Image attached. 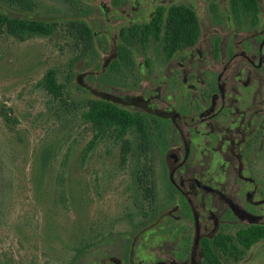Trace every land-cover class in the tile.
Instances as JSON below:
<instances>
[{
    "label": "rangeland",
    "instance_id": "obj_1",
    "mask_svg": "<svg viewBox=\"0 0 264 264\" xmlns=\"http://www.w3.org/2000/svg\"><path fill=\"white\" fill-rule=\"evenodd\" d=\"M31 1L34 6L26 8L0 0V10L13 17L61 25L48 38L24 42L9 36L0 38V110L11 109V114L18 119L13 129H9L0 116V158L3 162L0 264H114L111 258L124 260L125 243H129L127 259L132 253L134 264L140 261L152 264L176 257L182 250L180 245L160 236L170 231L166 225L169 221L164 219L158 224L157 218L149 220L142 216L138 207L142 195L135 176L144 162L139 150L134 148L124 163L122 142L107 137L84 159L93 131L83 123L81 110L61 111L50 103L39 82L48 69L56 68L61 82H65L70 73L69 95L76 102L105 99L101 93L120 98H150L170 69L167 78L177 90L164 89L163 97L173 96L171 102L179 106L183 95L186 96L184 69L190 81V48L178 53L170 62L165 60L158 42H150L145 51L141 46L135 47L136 77H121L112 72L103 78L107 82H102L101 76L109 63L105 67L103 64L115 53L121 29L148 23L159 6L186 5L195 10L199 19L198 49L206 54L214 71L219 72L223 68L220 54L207 53L210 50L208 40L211 36L219 42L225 37L226 44L232 46L238 39L227 22L232 19L229 0H127L120 8H114L110 0ZM259 4V17L264 19V0H259ZM213 6L220 20L215 17ZM75 19L85 20L97 37L95 47L99 55L94 61L87 57L75 59L77 49L64 30V24ZM232 21L234 28L236 25L242 33V27L234 19ZM100 41L107 51L100 48ZM181 62L186 63L184 68ZM208 70L206 75L211 76L210 79L217 75ZM122 108L130 112L141 110L140 106ZM129 139L136 147V134H130ZM149 157L152 169L156 170L153 178L157 181L156 201L160 205L165 188L158 167L160 155ZM233 178L234 172H231L224 185L228 192L234 185ZM143 221L147 224L134 231L136 224ZM140 230L143 233L132 244ZM236 232L232 228L227 233L234 235ZM85 245L91 248L79 256V250ZM225 264H264V240L253 245L240 260L228 257Z\"/></svg>",
    "mask_w": 264,
    "mask_h": 264
},
{
    "label": "flooded vegetation",
    "instance_id": "obj_2",
    "mask_svg": "<svg viewBox=\"0 0 264 264\" xmlns=\"http://www.w3.org/2000/svg\"><path fill=\"white\" fill-rule=\"evenodd\" d=\"M227 22L238 38L232 46L226 44L225 37L219 42L211 36L208 40L207 53L220 54L223 68L219 72L198 49L199 42L188 47L190 81L184 69L186 96L179 106L171 102L173 96L163 97V90L172 88L167 78L170 69L150 98L101 93L120 107L140 106L139 112L155 118L162 135L154 147L162 151L158 167L165 184L157 222L169 221L166 225L170 231L160 236L173 239L182 250L176 257L152 264H202L204 239L212 240L232 228L239 231L264 224V19L242 33L236 25L234 28L232 19ZM188 48L176 51L169 61ZM115 50L104 67L116 57L117 47ZM180 65L184 68L186 63ZM208 69L217 75L210 79ZM174 89L177 86L171 91ZM150 172V180L156 184V170ZM231 172L234 185L228 192L224 185ZM142 233L135 234L132 244ZM123 258L111 261L134 264L132 253L127 260Z\"/></svg>",
    "mask_w": 264,
    "mask_h": 264
},
{
    "label": "trees",
    "instance_id": "obj_3",
    "mask_svg": "<svg viewBox=\"0 0 264 264\" xmlns=\"http://www.w3.org/2000/svg\"><path fill=\"white\" fill-rule=\"evenodd\" d=\"M8 1L11 4H20L26 8L34 6L31 0ZM110 1L114 8H120L127 2V0ZM212 10L215 12L216 19L220 20L221 17L216 6H213ZM229 10L232 19L239 27H242V30H251L257 26L260 19L259 0H229ZM60 25L57 22L13 17L0 10V38L9 36L20 42L32 38H48L58 31ZM64 25V30L73 39V44L77 49L75 59L87 57L94 61L99 55L95 47L97 37L89 24L83 19H75ZM200 38V23L193 8L186 5H172L169 8L159 6L155 9L148 23L133 24L121 29L117 55L108 64L101 80L105 82L106 80L103 78L112 72L120 74L121 77L127 75H135L136 77L138 70L133 58V50L137 46H141L145 51L150 42H158L165 60L168 61L176 51L196 45ZM100 48L107 51L101 41ZM147 64L149 63L147 62ZM71 80L72 77L69 73L66 81L61 82L57 69L50 68L39 82V87L49 96L50 103L58 106L61 111L81 110L80 116L83 123L89 125L93 131V137L84 151V159L101 140L107 137L122 142V161L124 163L127 162V158L134 148L139 150V155L144 159V162L140 173L135 176L142 195L141 204H138V207L142 211L143 217L149 220L156 219L161 208L156 201L155 184L149 179L152 169V160L149 155L162 154L161 150L154 148L159 145L158 140L162 138V135L156 128L155 118L142 112H130L106 99L98 98L76 102L69 95ZM11 111V109L0 110L2 121L9 129H13L18 123V119L11 114ZM132 133L136 134L138 139L136 147L133 141L129 139V135ZM2 169L3 162L0 158V174ZM146 224L147 221L136 224L134 231ZM262 240H264V224L240 229L234 235L221 233L212 240L204 239L201 243L205 257L202 264H225L228 257L240 260L253 245ZM90 248V246L85 245L79 250V256L86 254ZM124 249V257L127 260L129 243H125Z\"/></svg>",
    "mask_w": 264,
    "mask_h": 264
},
{
    "label": "water",
    "instance_id": "obj_4",
    "mask_svg": "<svg viewBox=\"0 0 264 264\" xmlns=\"http://www.w3.org/2000/svg\"><path fill=\"white\" fill-rule=\"evenodd\" d=\"M199 243L198 234L196 235L195 244L197 245ZM156 264H164L163 262H158Z\"/></svg>",
    "mask_w": 264,
    "mask_h": 264
}]
</instances>
